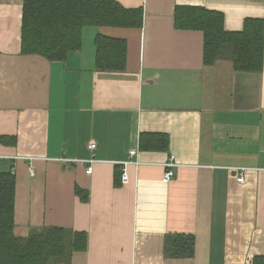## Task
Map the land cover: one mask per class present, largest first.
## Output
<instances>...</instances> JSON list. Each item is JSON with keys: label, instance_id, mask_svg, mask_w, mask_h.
Returning <instances> with one entry per match:
<instances>
[{"label": "crops", "instance_id": "0c3cea01", "mask_svg": "<svg viewBox=\"0 0 264 264\" xmlns=\"http://www.w3.org/2000/svg\"><path fill=\"white\" fill-rule=\"evenodd\" d=\"M116 1L142 10L140 29L85 27L79 50L48 61L21 53L23 0H0V170L15 176V236L86 233V251L68 264L264 258V62L237 86L229 62L203 65L202 32L174 25L187 6L221 13L227 32L246 19L264 28V0ZM97 35L125 42L124 71L95 69ZM152 134L167 136L165 149L140 150ZM170 236L193 238L192 257H168Z\"/></svg>", "mask_w": 264, "mask_h": 264}, {"label": "trees", "instance_id": "16d2710c", "mask_svg": "<svg viewBox=\"0 0 264 264\" xmlns=\"http://www.w3.org/2000/svg\"><path fill=\"white\" fill-rule=\"evenodd\" d=\"M223 22L221 13L204 8L178 6L174 12L176 29L203 33L204 66H212L218 57L229 54L234 72L259 74L264 62L263 21L246 19L240 32L225 31ZM142 23L140 8L126 9L116 0H23L21 53L39 55L48 61H63L69 52L81 48L85 27L140 29ZM94 47L97 71H124V41L97 35ZM0 142L6 143V138L0 137ZM167 143L166 135H142L139 146L140 150H163ZM76 195L81 200L87 199L79 189ZM14 197L12 168L0 170V264H61L67 254L69 263L74 253L86 251V233L61 227H43L27 237H16ZM193 247L191 237L170 236L165 253L170 258H190ZM251 264H264V258L256 257Z\"/></svg>", "mask_w": 264, "mask_h": 264}, {"label": "built area", "instance_id": "2783aa9c", "mask_svg": "<svg viewBox=\"0 0 264 264\" xmlns=\"http://www.w3.org/2000/svg\"><path fill=\"white\" fill-rule=\"evenodd\" d=\"M88 149L89 151H93L94 149H96V144L95 143H90L88 145ZM136 154V150H131L129 151V160H127L126 162H123L122 165V174H121V180L123 183H125L128 180V174H127V167L129 164H135L136 162H132L131 158ZM173 159L174 157L171 156L169 163L166 164V169L165 172L162 176L161 181L163 183H168L173 177H174V172L171 170L172 167L174 166L173 164ZM89 164H91L93 162V158L89 159L87 161ZM86 174H90L91 173V167L89 166L88 169L85 172ZM237 182L242 183L243 179H242V173H239V177L237 178Z\"/></svg>", "mask_w": 264, "mask_h": 264}, {"label": "rangeland", "instance_id": "374dc122", "mask_svg": "<svg viewBox=\"0 0 264 264\" xmlns=\"http://www.w3.org/2000/svg\"><path fill=\"white\" fill-rule=\"evenodd\" d=\"M223 61H227V62H229L230 63V66H232V63H231V60L229 59V54H226V55H222V57H218V59L216 60V62L215 63H223ZM214 63V64H215ZM234 71V70H233ZM236 74H237V72H235ZM241 75V78H238V76L239 75ZM237 75H236V78H235V80H234V82H235V84L238 86V84H239V80L240 79H245L246 78V76H249V75H245L244 73H241V72H239ZM235 90H239V88L238 87H236L235 88ZM52 264H56L55 262H53ZM61 264H68V254L66 255V261H64L63 263H61Z\"/></svg>", "mask_w": 264, "mask_h": 264}]
</instances>
